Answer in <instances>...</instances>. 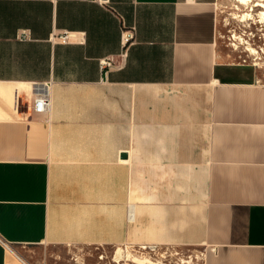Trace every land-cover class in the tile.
Here are the masks:
<instances>
[{"label": "crops", "instance_id": "0c3cea01", "mask_svg": "<svg viewBox=\"0 0 264 264\" xmlns=\"http://www.w3.org/2000/svg\"><path fill=\"white\" fill-rule=\"evenodd\" d=\"M214 2L0 0L6 245L264 264V85L218 57ZM20 261L0 244V264Z\"/></svg>", "mask_w": 264, "mask_h": 264}, {"label": "rangeland", "instance_id": "374dc122", "mask_svg": "<svg viewBox=\"0 0 264 264\" xmlns=\"http://www.w3.org/2000/svg\"><path fill=\"white\" fill-rule=\"evenodd\" d=\"M257 3L264 4V0H250L246 4L238 0H215V48L219 58L251 67L257 83L264 85V7ZM9 248L25 264H202L203 260V251L196 246H132L125 250L111 246Z\"/></svg>", "mask_w": 264, "mask_h": 264}, {"label": "built area", "instance_id": "2783aa9c", "mask_svg": "<svg viewBox=\"0 0 264 264\" xmlns=\"http://www.w3.org/2000/svg\"><path fill=\"white\" fill-rule=\"evenodd\" d=\"M122 40L124 48L133 40V31L126 30L122 34ZM110 63L108 62H101V67L109 68ZM50 101L49 96L46 92H39L34 95L30 103V112L33 115H42L49 110ZM0 244H2L6 249L9 247L6 245L0 238ZM114 260V258H112ZM115 261V260H114ZM117 264V262H116Z\"/></svg>", "mask_w": 264, "mask_h": 264}, {"label": "bare ground", "instance_id": "6f19581e", "mask_svg": "<svg viewBox=\"0 0 264 264\" xmlns=\"http://www.w3.org/2000/svg\"><path fill=\"white\" fill-rule=\"evenodd\" d=\"M240 3H242V4H246L248 1H250V0H238ZM257 6H260V7H264V4L263 3H257L256 4ZM263 15H264V13H262ZM250 51H251V53H255L254 52V50H252V49H249ZM9 248V247H8ZM9 250H10V252H12L13 253V251L9 248ZM14 254V253H13ZM22 262V261H21ZM23 264H25L24 262H22Z\"/></svg>", "mask_w": 264, "mask_h": 264}]
</instances>
